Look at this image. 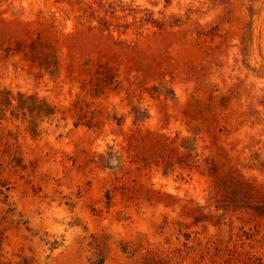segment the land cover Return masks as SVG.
<instances>
[{
    "label": "rangeland",
    "instance_id": "374dc122",
    "mask_svg": "<svg viewBox=\"0 0 264 264\" xmlns=\"http://www.w3.org/2000/svg\"><path fill=\"white\" fill-rule=\"evenodd\" d=\"M0 264H264V0H0Z\"/></svg>",
    "mask_w": 264,
    "mask_h": 264
}]
</instances>
